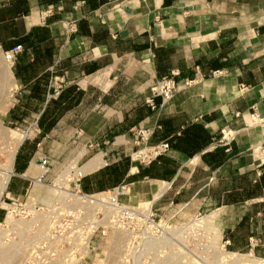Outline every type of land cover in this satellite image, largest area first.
<instances>
[{
	"label": "crops",
	"instance_id": "1",
	"mask_svg": "<svg viewBox=\"0 0 264 264\" xmlns=\"http://www.w3.org/2000/svg\"><path fill=\"white\" fill-rule=\"evenodd\" d=\"M17 46L7 74L3 55ZM173 72L179 90L151 109V87ZM55 77L66 87L51 98ZM253 109L264 117V0H0V119L27 133L13 166L24 185L39 177L41 155L55 163L48 183L77 165L83 193L124 186L129 206L209 213L233 254L264 264V172L253 152L264 124L253 125ZM140 129L153 132L150 145L171 146L147 166L131 160ZM224 129L235 140L211 148Z\"/></svg>",
	"mask_w": 264,
	"mask_h": 264
},
{
	"label": "rangeland",
	"instance_id": "2",
	"mask_svg": "<svg viewBox=\"0 0 264 264\" xmlns=\"http://www.w3.org/2000/svg\"><path fill=\"white\" fill-rule=\"evenodd\" d=\"M5 126L14 129V137L20 141L26 133L17 127ZM13 145L7 150L0 148V184L5 181L4 173L16 150ZM65 179L69 181L73 177L62 169L56 173L53 182L62 186ZM9 181L4 193L1 194L0 188V264H262L252 256H244L247 253L235 255L228 246L225 247L224 233L209 213L175 210L174 205L166 213L155 212L150 204L134 207L140 211L152 210L156 220H161L167 227L159 241L148 245L146 235L138 231L133 244L128 246V231L111 228L97 232L82 250L72 225L59 224L55 231L49 232V218L60 203L55 188L24 185L14 177ZM63 186L73 189L75 184L66 182ZM21 188H24V194L32 192V199L44 206V214L21 218L15 211L7 217V204L19 198ZM48 198L51 202H47Z\"/></svg>",
	"mask_w": 264,
	"mask_h": 264
},
{
	"label": "built area",
	"instance_id": "3",
	"mask_svg": "<svg viewBox=\"0 0 264 264\" xmlns=\"http://www.w3.org/2000/svg\"><path fill=\"white\" fill-rule=\"evenodd\" d=\"M53 9H48L42 15L43 20H46L54 15ZM69 31L75 33L77 30L76 22L69 23ZM23 52L22 46H17L11 51L5 52L3 57L7 65L12 68L15 66L19 55ZM222 75V72L217 71L211 74V77L216 78ZM178 73L173 72L170 76L157 80L151 87V96L147 99L146 103L151 109H156L155 98L161 97L163 103L170 101L180 88V85L176 81ZM200 75H197L195 79L186 80L183 87L189 88L201 82ZM66 81L63 77H55L50 84L52 90L51 98L58 97L65 89ZM247 87L241 88L242 92H245ZM250 118L253 125H263L264 117L260 116L254 109L250 113ZM16 131L8 128L3 122L0 121V148L5 150L8 146L16 147V153L21 146V142L27 136V133L22 135L21 141L14 137ZM136 139L138 142V150L135 151L131 160L140 166H147L152 164L159 157L167 154L171 149L169 143L164 142L157 145H150L149 141L153 135L150 130L140 129L136 132ZM237 133L224 129L221 131V136L218 141L212 144L211 148L215 149L218 146L229 147L235 140ZM256 156L257 167L259 168L258 175L262 176L264 172V144L259 145L254 149ZM15 153V155H16ZM40 175L36 179H31V186H42L46 188H55L58 196H60L59 204L55 207L50 216V228L49 232L55 231L56 227L61 225H72L74 236L78 241V244L84 247L92 240L94 235L99 231H106L111 228H122L128 231L129 241L128 246L133 244V239L138 231H142L146 235L145 243L151 244L152 242L163 239V235L166 232L167 227L162 224V221H157L152 210L140 211L129 205L120 202V195L126 192L124 186L116 189L115 193L101 192L95 195H87L83 193L79 187L80 178L82 176L77 165H71L63 170L67 173H71L73 179L65 182L75 184L73 189L66 188L63 185L60 186L55 182L48 183L46 178L53 172L55 163L47 156L41 155L37 163ZM78 172V173H77ZM15 176L14 170L12 177ZM11 177V178H12ZM10 178V180H11ZM75 178V180H74ZM32 192L24 195L17 201H12L7 204V217L12 216L13 212H17L21 218H25L34 214L42 215L45 213L44 206L41 203H37L31 197ZM50 215V214H49ZM73 223V224H68ZM229 242H225V247Z\"/></svg>",
	"mask_w": 264,
	"mask_h": 264
},
{
	"label": "bare ground",
	"instance_id": "4",
	"mask_svg": "<svg viewBox=\"0 0 264 264\" xmlns=\"http://www.w3.org/2000/svg\"><path fill=\"white\" fill-rule=\"evenodd\" d=\"M9 72V73H8ZM7 74H10V69L7 68ZM15 151H13L12 155H11V159H10V163H9V168L8 170L4 173L5 175V181L3 183L0 184V188H1V194L5 192V190L7 189V186L9 184V180L12 177L11 174L13 173V167L14 166V159H15ZM54 191V190H53ZM57 197V196H56ZM53 201V200H52ZM47 202H51L50 199H47ZM208 218V217H207ZM204 221H206L207 223V219L205 218ZM209 221V220H208ZM211 222H208V224ZM207 224V225H208ZM7 250V249H6ZM231 253H229L230 255ZM232 255V254H231Z\"/></svg>",
	"mask_w": 264,
	"mask_h": 264
}]
</instances>
